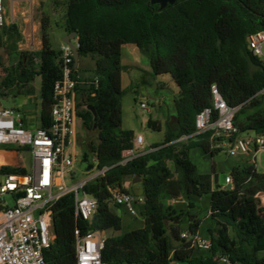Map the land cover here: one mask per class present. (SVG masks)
<instances>
[{"label": "trees", "instance_id": "1", "mask_svg": "<svg viewBox=\"0 0 264 264\" xmlns=\"http://www.w3.org/2000/svg\"><path fill=\"white\" fill-rule=\"evenodd\" d=\"M63 4V28L77 34L79 59L89 58L94 64L89 70L75 69L77 115L86 131L96 133L85 148L95 159L96 169L105 172L84 187L98 201L90 223L77 219L73 193L55 203V238L44 252L45 260L77 264L76 228L82 235L91 229L121 232L122 207L113 203L111 191L130 192L124 182L139 177L144 225L106 236L101 249L104 264H223L220 257L231 264H264V216H258L250 204L264 192V173L248 159L232 169L231 188L219 184L215 188V169L200 174L190 157L195 148L206 158L221 152L211 148L210 133L190 136L196 131V116L212 106V86L229 106L239 107L236 135L264 133V59L248 45L251 34L264 31V0H178L163 9L151 0H64ZM40 35V50L16 51L17 63L0 78V98L30 90L39 76L41 126L48 128L54 85L63 70L62 51L51 44L47 14L41 18ZM20 39L19 26L6 23L0 28V53L8 41L14 45ZM126 44L138 47L156 75L170 74L179 96L174 101L175 114L164 122L147 121L151 130L164 131V141L122 163L124 153L135 147V132L122 129V48ZM184 136L190 137L179 140ZM3 170L24 172L9 166ZM204 195L211 199L209 250L192 248L181 237L184 231L200 232L203 220L167 203L183 197L196 209L192 200Z\"/></svg>", "mask_w": 264, "mask_h": 264}, {"label": "built area", "instance_id": "2", "mask_svg": "<svg viewBox=\"0 0 264 264\" xmlns=\"http://www.w3.org/2000/svg\"><path fill=\"white\" fill-rule=\"evenodd\" d=\"M6 24L5 0H0V28ZM249 48L264 59V31L248 37ZM62 51L63 75L54 85V104L51 109V124L28 129L23 125V117L15 108L0 107V147L27 151L32 158L31 171L26 165L0 167V264H52L45 260L44 252L55 238L53 231V207L64 195L73 193L75 196V213L77 219L91 222L97 211L98 201L84 191L88 182L103 175L105 169L91 171L90 176L77 183L75 165L77 153V79L73 50L64 43ZM141 108L148 110L145 103ZM239 107H231L223 99L218 88L212 86V106L205 108L196 116L197 134H211L213 149H219L231 157L250 156L251 161L258 165L259 154L264 153V133L253 135H236L235 115ZM184 136L179 140H186ZM134 149L126 151L122 163L134 158L139 151L145 150V138L142 134L135 135ZM153 150V149H150ZM95 165L96 161L94 160ZM9 166L21 168L24 172H7L3 168ZM234 184L229 174L225 186ZM223 187V188H224ZM113 203L124 208L132 216L140 215L144 205V197L133 192H122L112 189ZM14 199L11 205L7 197ZM183 197L171 199L179 202ZM77 264H104L101 249L104 245V232L88 230L81 234L75 230ZM181 237L192 248L209 250L212 241L201 235L199 231H184ZM219 261L231 264L225 257Z\"/></svg>", "mask_w": 264, "mask_h": 264}, {"label": "rangeland", "instance_id": "3", "mask_svg": "<svg viewBox=\"0 0 264 264\" xmlns=\"http://www.w3.org/2000/svg\"><path fill=\"white\" fill-rule=\"evenodd\" d=\"M63 1L64 0H61V2ZM52 9L56 11V16L59 20L64 6L60 5L55 7L52 1L47 2L45 0H40L39 3L34 6L35 18H40ZM52 28V30L50 29L51 44L54 48H58L60 44L64 43V31L55 25ZM26 42H28V45H25L27 44ZM12 44V42L8 41L6 46L1 50L0 78L5 75V69H12L17 63L18 56L16 51L36 50V37H29L26 40V38L22 36V39L17 41L16 44ZM88 64L90 67L93 66L91 59H88L85 66H88ZM122 64L125 67L122 82L124 91L122 99V129L133 130L136 135L142 134L145 138V148L150 150L151 145L164 141V131L151 130L147 125V120L153 118L164 122L165 116L168 117V115L175 114L174 101L179 96V88L170 74L156 75L151 68L149 59L135 44H126L123 46ZM21 101H23L22 106L25 108H34L36 104V98L32 96H26ZM21 101L18 100L17 102H13L11 98H0V107H22L20 105ZM141 103H145L148 110L142 109ZM88 139L95 140L96 133L94 131L88 132L81 126L77 131V145L75 147L77 152V161L75 165L76 178L75 180L68 181L70 185L88 178L91 174L90 172H85L80 167L82 151L85 149V143ZM190 157L196 164L198 173L200 174L211 173L214 168L215 174H218V183L221 186L225 185L226 177L231 173L234 162L238 160L237 157H231L224 152H219L213 158H206L199 148L192 149L190 151ZM23 160L28 171H31L32 158L27 151L23 152ZM257 170L264 173V153L259 154ZM135 178H128L130 181L129 188L132 187V192L136 196L143 195V188L139 187L141 185V179L138 178V180L136 179L137 181L134 182ZM232 186L224 188H231ZM7 200L11 205L14 204V199L11 196L7 197ZM210 200V195H204L201 198L192 200V202L196 203L198 206L196 209L191 208L185 198L175 203L170 202L168 199L167 203L174 205L178 210H187L192 215H198L199 218L203 220L200 233L205 237H209L207 229L211 226V220L207 215V211L210 206ZM243 200L246 203H250L247 197H243ZM250 204L257 212V201ZM119 213L123 219L122 231L106 232V236L118 235L143 227L144 221L141 215L132 216L124 208L119 209ZM184 230H187L186 225H184Z\"/></svg>", "mask_w": 264, "mask_h": 264}, {"label": "crops", "instance_id": "4", "mask_svg": "<svg viewBox=\"0 0 264 264\" xmlns=\"http://www.w3.org/2000/svg\"><path fill=\"white\" fill-rule=\"evenodd\" d=\"M40 0H5V7H6V23H16L19 25V29L21 31V34L26 40L31 37L35 38L36 37V50H40L42 47V40H41V18H35V13H34V6L39 3ZM47 2L52 1L53 4L56 6H64L63 2L61 0H45ZM59 2V3H58ZM65 12V6L62 11L61 16L59 17L60 19H57L56 16V11L55 10H50V12H46L45 14L49 15L50 17V29L52 30L53 26H57L64 31V40L63 42L65 43V39L67 38L68 34L65 29L63 28V15ZM19 21V22H18ZM60 21V22H59ZM28 45V42H26ZM64 43L60 44L58 48H60ZM72 43L75 46H78V37L76 35L75 38L72 39ZM123 49V48H122ZM89 58H83L82 60L79 59L78 63L75 65V67H81L83 70H89L93 66H85ZM93 62V61H92ZM94 65V64H93ZM86 75V74H85ZM88 75V74H87ZM122 82H123V75H122ZM41 78L37 76L35 80L30 84L31 88L30 90H24L20 94H18L16 97L12 95H9L5 98H11L13 102H17L18 100H22L26 96H32L36 98V104L34 108H25L22 106L23 101H21L20 105L22 107H12L20 111L23 117V125L24 127L28 129H36L37 127L41 126ZM77 100V97H76ZM165 116V120H166ZM34 120V121H33ZM148 121V120H147ZM82 126V120L78 117V129H80ZM254 132H249V133H244V135H253ZM136 135V134H135ZM77 145V143H76ZM76 147V146H75ZM76 151V148H74ZM23 152L24 151H18L16 149L12 148H5V147H0V167L5 166V165H10V166H21L25 165L24 160H23ZM77 153V152H76ZM238 160L234 162V166L239 164L240 162H243L245 160L250 159V156H243L239 155L236 156ZM93 158V157H92ZM95 159L93 158V161ZM229 175V174H228ZM231 175V173H230ZM130 181L127 179L124 182V187L130 192H132V187L129 188ZM225 186V185H224ZM222 186V187H224ZM139 187H142L141 185ZM143 196V195H140ZM257 198V206H258V211L256 214L258 216H264V192H259L256 195ZM104 237H106V232H104Z\"/></svg>", "mask_w": 264, "mask_h": 264}, {"label": "water", "instance_id": "5", "mask_svg": "<svg viewBox=\"0 0 264 264\" xmlns=\"http://www.w3.org/2000/svg\"><path fill=\"white\" fill-rule=\"evenodd\" d=\"M178 0H151V2L153 4H159L160 8L163 9L165 8L168 4H173ZM76 33L72 32L69 33L67 38L65 39V43L68 44L74 53V58H75V65L78 63L79 61V50H78V46H75L72 43V39L76 37ZM93 110V109H92ZM80 167L85 171V172H91L95 169L96 165L95 162L92 159V155L90 154L89 151H87L86 149H84L82 151V156H81V161H80ZM139 177H136L134 182H136L138 180ZM137 179V180H136ZM218 174L214 175V185L215 188H218Z\"/></svg>", "mask_w": 264, "mask_h": 264}, {"label": "flooded vegetation", "instance_id": "6", "mask_svg": "<svg viewBox=\"0 0 264 264\" xmlns=\"http://www.w3.org/2000/svg\"><path fill=\"white\" fill-rule=\"evenodd\" d=\"M86 149V148H85ZM84 150V149H83Z\"/></svg>", "mask_w": 264, "mask_h": 264}]
</instances>
